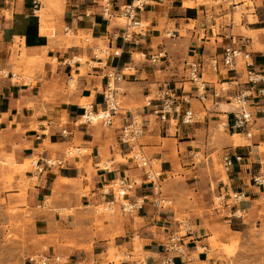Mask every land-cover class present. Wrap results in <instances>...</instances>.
I'll return each instance as SVG.
<instances>
[{"label":"crops","instance_id":"obj_1","mask_svg":"<svg viewBox=\"0 0 264 264\" xmlns=\"http://www.w3.org/2000/svg\"><path fill=\"white\" fill-rule=\"evenodd\" d=\"M131 1L110 4L119 15ZM104 4L0 0V214H30L31 257H47L48 264H167V257H173L172 264H235L224 245L264 226V186L254 182L264 176V96L246 84L245 64L239 62L240 85L229 95L236 88L253 93L254 135L248 139L223 129L230 132L221 139L224 148L244 157L226 172L227 180L219 178L223 211H212L208 201L201 214L191 207L190 214H182L177 207L182 190L201 186L198 177H204L192 158L197 131L227 122L232 113L223 112L233 110L229 95L217 105L199 102L186 60L202 61L204 79L229 82L233 73L214 71L209 60L248 38L252 68L264 71V0H149L139 13L142 31L128 41L122 38L125 24L118 23L119 16H105ZM43 22L47 32H41ZM82 35L90 38L85 42ZM113 69L125 73L119 83L124 103L145 104L164 87L177 88L189 99L183 106L199 113L194 123L184 124L160 122L144 104L136 108L146 121L144 150L161 172L163 197L174 205L154 206L152 185L119 141V128L132 109L124 107L112 125L76 123L87 103L95 110L104 106L107 73ZM234 133L249 142L235 144ZM32 159V168L17 170ZM121 176L133 184L127 194L120 200L104 196L103 186ZM235 192L244 197L235 200ZM126 203L137 206L126 210ZM108 204L110 209L99 212ZM183 221L189 229L179 255L166 246ZM214 234L220 239L217 248L210 244Z\"/></svg>","mask_w":264,"mask_h":264},{"label":"built area","instance_id":"obj_2","mask_svg":"<svg viewBox=\"0 0 264 264\" xmlns=\"http://www.w3.org/2000/svg\"><path fill=\"white\" fill-rule=\"evenodd\" d=\"M103 14L109 19L119 16L125 19V28L122 35L124 41L131 39L134 32L142 31L143 25L139 18V13L148 4L149 0H132L130 3L122 5L119 9L118 15L113 11L110 0H104ZM89 38H86L88 40ZM249 44L248 38H243L236 44L231 43L227 45L221 55H217L209 60V66L214 71H221L222 69L233 73L234 78H230L229 82H212L203 78L204 64L198 58L186 60V71L188 80L191 82L192 89L196 92V98L203 105L206 102L218 104V100L225 95H229L233 86H239L238 77L239 62L243 61L245 64L246 84L249 88L255 90L257 94L264 96V71H257L252 68L251 54L247 51L246 46ZM156 61V57L152 58ZM125 73L113 69L107 73L108 82L103 92L104 106L100 110H95L93 104L87 103L84 105L83 113L77 118L76 123L87 124L95 123L97 120L105 125H112L114 123L115 115L122 112L124 108L120 104L119 83L123 80ZM260 85V86H259ZM177 88H165L159 90L155 96L147 97L144 107L148 108L149 112L155 116L160 122H166L169 119L180 120L184 124H191L196 121V112L191 108H185L183 105L189 103L188 97H181ZM253 93L246 89L236 88L234 94L229 95L230 102L233 105L232 119L229 118L227 122H222L223 127L229 131L243 133L248 139L254 135V117L255 112L250 108V96ZM129 110V109H128ZM129 119L119 128V141L129 148V153L132 161L143 170L145 180L153 187L156 199L153 204L156 208L164 206V202L169 201L162 195L161 172L153 168L152 158L144 150V143L142 137L146 130V121L138 113L130 112ZM73 150H70V154ZM244 159L242 154L232 153L230 151L224 152L222 155V165L226 172L235 165L236 162H241ZM47 164H54L52 161H46ZM37 163V162H35ZM39 170H42L39 169ZM254 182L258 185L264 186V176L259 175L254 177ZM132 182L126 177H118L110 183L103 186L102 194L104 196L111 195L113 199H122L132 188ZM235 200H240L244 197L243 192H235L232 194ZM137 203H126L123 205L124 209H132L136 207ZM112 206L110 204L103 207V210H108ZM186 222H181L179 233H174L169 237L166 246L168 251L177 252L179 255L184 254L183 236L189 229ZM30 261L36 264H48L49 259L43 256L30 257ZM165 263H174L173 257H167Z\"/></svg>","mask_w":264,"mask_h":264},{"label":"rangeland","instance_id":"obj_3","mask_svg":"<svg viewBox=\"0 0 264 264\" xmlns=\"http://www.w3.org/2000/svg\"><path fill=\"white\" fill-rule=\"evenodd\" d=\"M117 21L123 25L125 24L124 18H118ZM87 37L90 38V36L82 35L85 42ZM15 72L18 73V70H15ZM126 72L129 71L126 70ZM119 87L121 92L123 88L121 86ZM119 100L123 107L132 109L135 114L137 106H142L144 104V102L139 104L124 103L120 94ZM85 102L87 103V100L84 99L82 103ZM204 114L205 111L202 109L200 116ZM197 115H199V113H197ZM155 121L154 119V124H158L157 121ZM219 123L221 124V122H212L209 129L207 128L208 126L205 127L202 125V130L197 131L198 140L193 143L196 154H193L192 158L194 163L197 164V168H200V173H202V175L204 174V177H198L202 182L201 186H190L186 190H182V202L180 206L177 204V207L182 209V214H190V207L194 210L193 213L201 214L203 210H205L206 202L208 201H210L208 205L212 211L217 207L215 211L219 210V208L223 211V205L221 203L222 198L217 192V189L220 184L219 178L228 179V175L222 165V153L229 150L224 148L221 139L223 136H228L230 132L224 131V127L220 130ZM95 124L100 125L101 121L97 120ZM240 138L241 137H238V139L235 140L236 144L239 142H249L244 137ZM144 141L146 142L145 139ZM33 161V159L28 160L17 170L26 171L32 168L31 164ZM187 174L191 175L192 171H188ZM187 179L193 180L194 178L191 177ZM168 200L169 201L163 203L165 206L174 205L172 198ZM190 201H192V203H189ZM98 210L101 212L103 208L98 207ZM30 222H32L30 214H0V264H31L30 257L32 254L29 247L33 244L34 238L29 234ZM261 228V231L257 228L253 229L251 236L245 235V238H243V236L240 235L241 237L237 236V238L232 239L230 245H224L228 258L233 259L236 257L234 260L235 264H259L260 262H264V226ZM210 244L212 248H217L219 246L220 239L217 234L212 235ZM121 257L122 255L119 254L117 259ZM231 264H233V260Z\"/></svg>","mask_w":264,"mask_h":264},{"label":"bare ground","instance_id":"obj_4","mask_svg":"<svg viewBox=\"0 0 264 264\" xmlns=\"http://www.w3.org/2000/svg\"><path fill=\"white\" fill-rule=\"evenodd\" d=\"M122 18L123 17H120V19H122ZM143 24L144 23L142 22V25ZM47 30H48V26H47V24L45 22H43L42 25H41V32H47ZM227 108H229V105H226V104L222 105V109L223 110L226 111V110H228ZM219 127H220V130H222V128H223V123L222 122H221V124L219 123ZM232 136L235 137L236 140L238 139V137H240V135L237 134V133H234ZM235 144H236V141H235Z\"/></svg>","mask_w":264,"mask_h":264}]
</instances>
